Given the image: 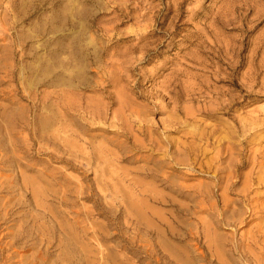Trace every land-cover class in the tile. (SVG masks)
<instances>
[{
  "label": "rangeland",
  "instance_id": "obj_1",
  "mask_svg": "<svg viewBox=\"0 0 264 264\" xmlns=\"http://www.w3.org/2000/svg\"><path fill=\"white\" fill-rule=\"evenodd\" d=\"M19 41L23 45L28 42L32 49L23 51L26 57L17 66L20 73L26 71L22 67L37 64L33 57L47 60V52L61 46L63 52L57 53L58 59H66V47L70 43L74 42L82 50L90 42V47L95 50L92 63L83 62L84 66L82 63L78 66L82 69L81 73L90 78L89 85H94L92 81L102 80L101 83L107 86L100 91L91 88L77 93L84 103L80 110L73 112L75 119L80 121V118L89 117L88 102L98 103L106 110V120L97 124L99 128L90 134L79 136L80 140L66 134L64 140H58L61 145L58 148L53 142L31 138L28 134L31 125L27 130L17 128L10 142L0 140V145L7 144L8 156L12 157L11 161L0 163V185L12 187L11 191L0 193V204L9 205L13 211L17 209L15 216L25 211H30L32 216L40 215L37 224L40 223L41 229L46 230L47 227L46 233L52 234L51 240L54 242L52 249L57 250L48 263L73 250L72 264H102L105 256L107 264H162L164 245H183L164 235L160 238L162 240H155L138 232L134 219L132 223L126 221V203H131L130 209H136L141 201L131 196L127 180L134 178L142 186L156 187L171 201L187 204V200L176 197L159 186V182L144 178L145 171L156 170L157 175L184 190L210 183L207 174L199 170L192 174L182 170L179 174L170 170V165L157 169L154 161L165 158V163H168L169 160L162 150L149 147L146 150L137 149L136 153L132 150L129 153L133 156L131 162H115L113 157L105 154L107 162L102 160L98 167L91 160L88 164V156L85 155L86 152L94 153L92 150L98 146L108 154H122L115 145L124 141L119 132H128L142 140L143 137L136 131L137 121L148 119L158 123L167 116L165 111L159 110L165 101L168 102V99L161 102L159 95L166 87L176 86L174 90L179 92L177 103L193 110L197 129L204 126L239 128L243 121H254L250 126L248 144L230 151L235 161L239 158V150L242 151L246 161L237 170L242 178L235 189L241 187L243 176L256 163L264 164V0H0V61L6 47ZM18 54L17 61L20 60ZM199 87L205 91L211 90L215 97L222 96L226 111L215 118L207 115L210 112L204 107L199 109L197 106L201 104L191 98ZM38 90L49 92L51 89ZM10 95L14 102L11 107H25L24 114L28 116L29 100L21 98V92ZM205 100L209 101L208 98ZM0 106H10L9 100L0 98ZM179 117L182 118V114ZM134 122L137 124L134 125ZM67 124H73L69 117ZM183 130L159 135L175 140L183 132H189ZM241 135L238 133L235 136L234 144H238ZM95 154L93 156H97ZM2 156L0 153V159ZM227 164L226 159L220 166ZM127 171H132L129 177L121 176L120 173L124 175ZM108 180L106 187L104 181ZM24 201L31 205L25 207L22 204ZM7 206L1 209V213L8 210ZM148 206L166 222L174 217L170 203H149ZM196 210V218L209 220L207 206L201 205ZM257 224L258 220L255 219L236 227V230L223 225L216 233L236 242L245 240L247 232ZM157 228L162 230L159 226ZM163 238L166 242L164 245L161 242H164ZM153 242H158L155 246L157 249L151 252L149 244ZM194 248L191 247V250L194 251ZM34 249H23L21 254L30 256L36 251ZM199 251L195 250L194 254L198 255ZM232 261L252 264L247 263L239 252L235 253Z\"/></svg>",
  "mask_w": 264,
  "mask_h": 264
},
{
  "label": "bare ground",
  "instance_id": "obj_2",
  "mask_svg": "<svg viewBox=\"0 0 264 264\" xmlns=\"http://www.w3.org/2000/svg\"><path fill=\"white\" fill-rule=\"evenodd\" d=\"M71 16L73 17V15ZM70 22V25L73 27L72 20ZM90 45L91 43L88 42L80 50L74 42L70 43L66 47V59H58L57 53L63 52L62 47L58 46L56 49L47 52L49 57L47 60L33 57V60L37 64L33 67H22L26 71H21V73L18 72L17 66L26 57L23 51L25 49L32 50L31 46H29L28 42H25L23 45V42L19 41L6 47L5 55H3L0 61V98L9 100L10 106H0V135H2L0 140L9 141L15 136L17 128L27 130L28 126L31 125V131L28 132L31 138L53 142V144L60 148L61 145L58 144V140H64V135L66 136L67 134L68 137L80 140L79 136L88 135L92 130L99 128L97 124L103 123L102 121L106 120V110H103L104 107L100 104L86 103V107L89 108V112L87 113L89 117L80 118V121L75 119V114H73V112L80 110L81 105L84 103V99L77 94L79 91L91 88L92 90L100 91L107 87L101 83L102 80L92 81L94 85H89L91 82L90 78L84 73H81L82 69L78 66L79 63L83 65V62L89 63V65L92 63V56L95 50L92 46L91 49ZM17 53H20V55L18 54L20 56L19 61L16 58ZM17 85H19V88ZM171 87L162 89L161 94H159L161 102L168 99V102L165 101V104H162L159 108V110L167 113L166 118L160 122L158 121V123H154L153 120L148 119L137 121L136 131L138 130L139 134L143 137L142 140H138L128 132H119L124 137V141H119L115 145L122 154H118L117 152L116 154H108L104 148L98 146V148L92 150L97 156H93V152L85 153L88 156L86 162L88 164H90V160L92 164L96 162L95 165L98 167V163L102 160L103 162H107L105 159L106 155L113 157L115 162H118V160L131 162L133 156L129 153L132 150L136 153L138 151L137 149L149 147L152 150H162L164 156L169 160L168 163H165V158L154 161V166L157 169L161 170L164 166L170 165V170L178 172L179 174L182 173V170L188 171L191 174L199 170L209 176L210 183L200 187L198 186L197 188L194 187L193 189L189 188V190H184L166 178L160 177L161 175H157L156 170L147 169L145 171L144 178L149 177L159 182V186L168 189L176 197L187 200V204H182L174 200L171 201L166 195L157 191L155 189L156 187L142 186L134 178H128V188L131 191V196L137 199L140 198L141 201H139V208L136 209L133 207L130 209L131 203H126L127 205L124 206L126 207V210L124 208L126 221L132 223L134 219L136 221L137 231L144 233L148 237H154L153 239L155 240H159L164 235L165 238L171 241L183 244L180 247L164 245L166 242L163 238L164 242H161L162 244L164 243V247L162 248L165 249V255H162V264H236L232 261V257L236 252H239L247 263L264 264V202H261V200H264V192H262L264 190V164L256 163L250 172L243 176L241 187L235 189L242 178L237 170L246 161L243 159L242 151L239 150V154H237L239 158L237 161L232 158V154L230 153L235 147H245L248 144V137L251 135L248 134L252 128L250 126L254 124V121H243L239 128L229 127L226 129H218L204 126L198 127L197 129L194 126V124H197L195 121V113L191 108L183 107L177 103L179 92L174 90L176 86L173 85ZM41 88L51 90L49 92L39 91L38 89ZM199 88H196L198 90L196 94L194 92L191 94V98L201 104L197 106L198 108L204 107V110L210 112L206 114L215 118L221 112L224 113L226 111L224 109L227 106H223L222 96L218 97L220 96L218 95L215 97L214 94H211L212 92L210 93L211 90L208 91L207 89L205 91L203 87ZM19 92L22 93L21 98L29 100L30 106L27 109L28 116L24 114L26 111L25 107L20 105L16 108L11 107L14 105V102L10 99L12 97L10 93L18 95ZM118 98L123 102L121 96ZM206 98L209 101H206ZM230 101L233 102V100ZM230 110L231 108L228 109V111ZM179 114H182V118L179 117ZM68 117L73 120L72 126L67 124ZM134 121L136 122V120ZM135 122L133 123L134 125L137 124ZM160 128L161 131H159ZM183 129H187L189 132H183V134H180L182 136H179L180 138L175 140L169 139L167 136L162 138V135H159L181 132ZM238 133H242L241 139H238V144H234L235 142L233 141H235V136ZM131 137L133 140H131ZM70 146L73 147V144ZM171 148L173 149L172 151ZM223 149L226 150L222 154ZM7 151V144H1L0 153L3 156L0 159V163L12 160V157L10 155L8 156ZM209 154L213 155L205 161ZM262 154L264 156V153ZM80 155L83 157V154ZM226 159L228 160L227 166L221 167V163ZM131 173L132 171H127L124 175L123 172L120 174L124 178H127ZM107 182L109 180L104 181L106 187H108ZM11 189L12 187L10 186L0 185V193H7ZM149 203L160 205L170 203L173 208L174 217L170 222H166L148 206ZM22 204L25 207L31 205V203H25V201ZM201 205L208 207L209 220L195 217L197 213L196 209H199ZM6 206L0 204V264H72L71 258L73 256V250H70V253L66 252V255L63 253L65 256L62 255L63 257H61L60 255L53 262L48 263L49 258H52L57 250L52 249L54 242L52 243L51 240L52 234L49 235L46 233V230H48L47 227L46 230L41 229L42 226L40 223L37 224L39 221L37 219L40 215L37 216L35 214L32 216L29 213L30 211H25L15 216L17 209L13 211L9 205L7 206L8 210L1 213V209H5ZM255 219L258 220V224L254 225L247 232L248 237H243L245 240L240 239L234 242L229 239L230 241H228V239H225L223 236L220 237L216 233L217 229L222 228L223 225L231 226L236 230V227L239 228ZM158 226L162 228L161 231L157 228ZM157 243L153 242V244L151 243L152 245L149 244L151 252L155 251L154 248ZM191 247H195L194 251L191 250ZM27 248H35L36 251L30 256H23L21 252L23 249L27 250ZM199 249L198 255H195V250ZM107 261L105 256L101 262L102 264H107Z\"/></svg>",
  "mask_w": 264,
  "mask_h": 264
}]
</instances>
